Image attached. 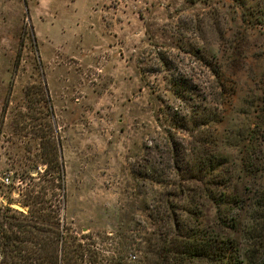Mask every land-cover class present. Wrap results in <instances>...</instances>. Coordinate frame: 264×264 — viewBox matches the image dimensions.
Segmentation results:
<instances>
[{
	"label": "rangeland",
	"instance_id": "rangeland-1",
	"mask_svg": "<svg viewBox=\"0 0 264 264\" xmlns=\"http://www.w3.org/2000/svg\"><path fill=\"white\" fill-rule=\"evenodd\" d=\"M262 9L264 0H0V206L28 214L27 189L45 185L57 160L65 190L48 197L62 226L134 243V263L170 183L193 191L185 200L202 197L204 225L217 218L210 177L186 163L220 152L231 161L226 193L251 199L264 183L252 167L264 159ZM153 169L169 184H152Z\"/></svg>",
	"mask_w": 264,
	"mask_h": 264
},
{
	"label": "trees",
	"instance_id": "trees-1",
	"mask_svg": "<svg viewBox=\"0 0 264 264\" xmlns=\"http://www.w3.org/2000/svg\"><path fill=\"white\" fill-rule=\"evenodd\" d=\"M259 21L264 22V9ZM190 162L185 164L192 166L190 171L210 177L206 182L207 201L216 206L217 218L212 226L204 225V219L209 217L200 208L202 197L188 196L185 200L193 192L191 189L182 183L169 184L168 176L153 169L149 177L152 184H169L174 191L156 199L149 215L153 229L144 238V245H138L143 257L134 263L127 262L128 250L134 243L120 244L116 238L99 233L79 238L62 226L59 210L48 197L49 191L63 194L65 190L59 176L62 166L57 160L51 168L46 163L49 169L40 178L45 185L33 183L26 191L24 206L29 209L28 214L0 206V264H264V183L257 184L251 199L231 196L226 192L232 187V180L224 174V168L231 165L228 157L216 151L209 159L197 157ZM252 167L255 172L264 173V159L252 163ZM175 170L178 174L183 171L180 167ZM220 225L238 228L242 233L237 239L224 237L215 227ZM108 252L114 255H107Z\"/></svg>",
	"mask_w": 264,
	"mask_h": 264
},
{
	"label": "built area",
	"instance_id": "built-area-1",
	"mask_svg": "<svg viewBox=\"0 0 264 264\" xmlns=\"http://www.w3.org/2000/svg\"><path fill=\"white\" fill-rule=\"evenodd\" d=\"M3 183L6 184V185H10V184H11L10 177H6V178L3 180Z\"/></svg>",
	"mask_w": 264,
	"mask_h": 264
}]
</instances>
